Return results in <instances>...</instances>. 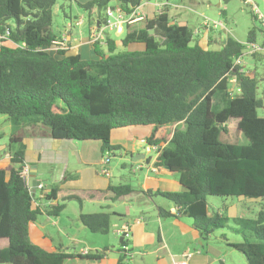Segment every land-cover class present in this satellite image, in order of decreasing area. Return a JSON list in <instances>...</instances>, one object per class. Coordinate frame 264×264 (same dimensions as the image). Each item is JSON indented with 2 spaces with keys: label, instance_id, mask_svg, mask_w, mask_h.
Returning <instances> with one entry per match:
<instances>
[{
  "label": "trees",
  "instance_id": "trees-1",
  "mask_svg": "<svg viewBox=\"0 0 264 264\" xmlns=\"http://www.w3.org/2000/svg\"><path fill=\"white\" fill-rule=\"evenodd\" d=\"M59 1L76 0H0V115L17 127L43 125L56 140L99 142L103 155L123 151L111 144L112 131L153 127L154 133L145 140L149 148L158 150L155 165L179 174L184 188L183 192L141 190L152 201L160 196L174 205L175 214L159 208V217L192 219L203 245L233 221L241 226L245 240L230 243L224 238L227 246L243 254L247 264H264V207L254 219H231L226 208V212L211 211L208 201L209 197L264 200L259 79L235 64L243 59L245 44L229 37L219 50H210L195 41L187 25L173 23L164 12L126 23L123 52L116 53L115 40L105 36L93 42V58L70 50L52 52L53 42L61 38L53 31V11ZM109 1L77 4L91 18L95 13L94 26L102 28ZM142 1L121 0L119 7L126 18L135 17ZM255 33L249 32L250 46H257ZM260 48L248 55L259 59L264 55ZM218 93L225 103L221 109L214 103ZM231 120L237 121L246 144L222 139ZM167 126H176L170 141L156 138V132ZM24 167L22 149L8 162L0 161V241H6L0 244V264H64L65 253L50 252L32 241L30 225L39 216L59 217L66 202L83 207L98 195L103 202L116 203L138 191L110 183L103 192L68 193L58 199L60 189L55 188L45 198L51 205L44 209L35 205L22 176ZM106 209L81 213L80 222L91 233L107 235L117 214ZM247 232L255 241L248 239ZM107 251L78 257L99 259ZM127 256L123 254L118 264H124Z\"/></svg>",
  "mask_w": 264,
  "mask_h": 264
},
{
  "label": "crops",
  "instance_id": "crops-1",
  "mask_svg": "<svg viewBox=\"0 0 264 264\" xmlns=\"http://www.w3.org/2000/svg\"><path fill=\"white\" fill-rule=\"evenodd\" d=\"M169 5L170 0H154V2L143 0L137 14L144 18L155 17L158 14L168 12ZM142 6L145 8L144 11ZM175 20L174 18L171 19L173 23H175ZM179 25L185 24L183 22ZM64 30L60 33V37L63 35ZM72 30L73 28L68 32L70 36V53L74 55L80 54L86 59L93 58L92 38L95 32H99L98 30L102 29L90 24L91 37L89 36V38H84L83 36L78 38ZM105 32L104 36L111 38ZM114 32L122 38V33L117 30H114ZM194 35L195 41L202 45L203 41L200 39V32L194 31ZM222 41V38L218 37L215 38L213 43L221 44L222 46ZM115 42L118 46L121 45V40H115ZM206 44H208L207 41ZM260 53L264 54V47ZM22 128H28L29 133L18 136L14 140H18L24 145L25 170L27 169L24 179L32 196L35 198V205L44 209L50 206L52 202H47L45 198L55 188L60 189L57 194L59 199L68 193L85 195L86 193L94 192L96 194V192H103L107 190L110 183H113L114 170L110 165H108L109 176L101 173L100 161L103 154L99 142L56 140L43 125ZM175 128L176 126L160 128L156 132L155 137H167L168 141H170L169 136H171ZM154 131L153 127H132L117 129L112 131L111 134V144L122 147V152L130 154V159L139 154L142 149H146L145 159L136 163L134 168H130L131 173L138 182V187L135 189L138 191L123 201L116 203L103 202L98 195L87 200V203H92L95 207L98 206L100 210L107 208L108 212L117 214L112 217L111 233L113 237L119 239L120 244L125 242V245H122L125 249H120L124 253H111L109 250L99 259L78 257V255L85 256V250H88L90 254H100L104 249H107L104 240L88 236L86 234L88 230L82 224V226L77 225L76 229L79 234H84L83 240L72 234L68 235L69 246H66L63 241L57 242V244L54 243V239L51 237L52 234L42 230H45L47 226H54L59 229L60 233L69 234V230L72 229L66 223H62L63 218H61V215L56 218L41 215L46 218L43 220L45 224L43 222L42 225L37 226L36 222L32 223L30 225L32 241L50 252L65 253L68 258L64 261V264H118L119 258L125 253H128L129 256H127L124 263L138 260L139 264H216L218 260L222 259L219 249L211 246H208L206 250L203 248V242H201L199 233L193 227V221H185L183 216L180 218L159 217V208L172 214L176 213V209L170 201L160 196L152 201L149 198L146 199L147 197L142 193V191H184L179 181V174L155 165L158 150L151 149L141 143L142 140L150 137ZM20 138L21 141H19ZM165 146L166 143H163L162 147ZM14 153L10 151L4 156L7 160L2 159L0 161L5 160L8 162ZM112 157H115V155H110V159ZM124 161V156H119V162ZM31 171H33L32 174ZM67 177L68 180H65ZM113 184L118 185L121 183ZM135 202H143L146 205L154 204L153 206H148L146 212L142 209L143 216L135 217L134 222L129 223L122 220L121 216L134 214ZM88 213L98 212L90 211ZM123 235L125 236L121 241ZM77 245L79 246L77 247ZM130 247H133V250Z\"/></svg>",
  "mask_w": 264,
  "mask_h": 264
},
{
  "label": "rangeland",
  "instance_id": "rangeland-1",
  "mask_svg": "<svg viewBox=\"0 0 264 264\" xmlns=\"http://www.w3.org/2000/svg\"><path fill=\"white\" fill-rule=\"evenodd\" d=\"M90 0H76V1H59L54 7L53 14V31L57 35L64 30L67 24H73V32L75 36L80 38H89L90 36V24L94 26L95 13L92 15L93 18L89 16V12L80 8L78 2L85 3ZM154 2V0H151ZM121 0H110L108 3L109 8L119 7ZM249 0H170V5L168 6V14L170 18H174L175 23L182 24L184 22L192 31L200 32V39L203 41V46L210 50H218L221 44L213 43L215 38H222L224 41L227 38H233L236 41L245 44V53L243 56V64L246 72H252L257 74L258 82V94L257 97L263 100V107L258 109L257 115L260 118H264V55L259 57V59H254L248 52L251 50V46L247 44L249 32L255 30L256 44L258 47H264V30L261 25L260 20L256 19L253 15V9L248 4ZM253 4L264 13V0H253ZM142 10L145 8L142 6ZM95 11V10H93ZM96 12V11H95ZM104 10L102 11V17H104ZM83 21L80 27L75 25L79 20ZM113 40H121V36H117L114 30L105 32ZM91 37V36H90ZM206 41L208 44H206ZM125 51L122 45L117 46L116 53ZM234 87V85H233ZM232 87V88H233ZM234 95L236 91H231ZM214 103L217 109H221L225 106L222 102V94L218 93L214 98ZM48 130V128H46ZM28 128L17 127L9 121L8 117L5 115H0V160L5 159L4 156L11 152H16L19 150H24V145L14 139L18 136L28 134ZM222 139L233 144H246L247 139L242 135V133L237 128V121L231 120L228 123V133L222 134ZM21 141V138L19 139ZM115 157L110 160V167L114 170L113 183H121L132 186L137 189L138 182L136 181L134 175L131 173L130 168L136 166V164L131 165L130 154H125L120 151L114 152ZM119 156H124L125 161L119 162ZM7 160V159H5ZM4 160V161H5ZM148 199V198H146ZM210 209H223L231 219L232 218H256L259 211L264 207V200L261 199H247L244 197H209L208 198ZM61 202V201H60ZM85 201L82 205L77 202H66L65 209L61 213V218L63 224H67L72 230H69V234L64 232L60 233L59 229L54 226H47L43 232H50L54 243L63 241L66 246H69L70 240L68 235H75L79 237L80 240L84 239V234H79L76 226H82L79 213L93 212H103L98 206L95 207L94 204L87 203ZM135 212L129 216H121V219L132 223L135 217L143 216L142 209L147 211L148 206H153L154 203L146 205L143 202L134 203ZM111 205V204H109ZM92 206V207H90ZM141 208V210H140ZM226 208V209H225ZM145 215V214H144ZM186 220L192 222V219ZM45 217L39 216L36 225L40 226L44 222ZM64 230V229H62ZM88 236L91 238H97L99 240H104L106 248H108L111 253H116L119 249L123 248L122 244L119 243L117 237H113L110 232L107 235L94 234L90 231H86ZM248 233V232H247ZM248 239L255 241V238L251 233L247 235ZM78 238V239H79ZM227 239L230 243H240L245 240L243 235V230L241 226L237 225L233 221L227 224L226 228L216 230L211 239L204 243L203 248L206 250L208 246L217 248L220 251L222 259L218 260L216 264H247L246 259L243 254L236 251L235 249L227 246ZM6 241H1L0 244H5ZM79 245H77L78 247ZM125 248H123L124 250ZM133 250V247H130ZM86 251V250H85ZM85 253V252H84ZM223 260V261H222ZM138 260L131 263L124 264H139Z\"/></svg>",
  "mask_w": 264,
  "mask_h": 264
},
{
  "label": "built area",
  "instance_id": "built-area-1",
  "mask_svg": "<svg viewBox=\"0 0 264 264\" xmlns=\"http://www.w3.org/2000/svg\"><path fill=\"white\" fill-rule=\"evenodd\" d=\"M248 4L251 6V8L253 9V13L256 16V18L258 20H260L261 25L263 27L264 30V13H262L255 4H253V0H249ZM138 12V11H137ZM137 12L135 13V17H129L126 18L124 12L122 11V9L120 7H116V8H108L106 10V23L104 24V26H102V30H98L99 32H95L94 36L92 38V42H95L97 40L102 39V37L104 36V32L106 30L112 31V30H117L120 33H123V29H124V25L126 23H133L139 20H142L144 17H142L141 15L137 14ZM83 21L82 19L79 20L78 22L75 23V25L77 27H80L82 25ZM73 28V24H69L66 29L64 30L63 35L61 36V38L55 42H53V47L51 49H49V51L52 52H59V51H65V50H70V36H69V30ZM9 34V32H7V35ZM261 48L258 46H251V50L249 53H253L255 51H259ZM236 65H240L242 66L243 64V59L239 58L235 61ZM141 143H143L144 145H146V140H142ZM151 149H157L156 147L151 148ZM110 154L109 153H105L100 161V165H101V173L105 176H109V169H108V165L110 163ZM27 174V169L25 170V167L22 171V176L25 177V175ZM25 180V179H24ZM85 253H88V250L85 251Z\"/></svg>",
  "mask_w": 264,
  "mask_h": 264
},
{
  "label": "water",
  "instance_id": "water-1",
  "mask_svg": "<svg viewBox=\"0 0 264 264\" xmlns=\"http://www.w3.org/2000/svg\"><path fill=\"white\" fill-rule=\"evenodd\" d=\"M98 25H99V23H98ZM145 157H146V149L144 148V149L141 150V152H140L139 154L133 156V157L130 159L131 164H136V163H138L139 161H143V160L145 159ZM32 172H33V171H31V174H32ZM124 236H125V235L122 236L121 241H122V239L124 238ZM200 244H201V243H200ZM222 264H223V263H222Z\"/></svg>",
  "mask_w": 264,
  "mask_h": 264
}]
</instances>
